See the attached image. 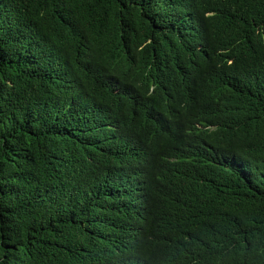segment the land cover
I'll use <instances>...</instances> for the list:
<instances>
[{
	"label": "trees",
	"instance_id": "1",
	"mask_svg": "<svg viewBox=\"0 0 264 264\" xmlns=\"http://www.w3.org/2000/svg\"><path fill=\"white\" fill-rule=\"evenodd\" d=\"M0 264H264V0H0Z\"/></svg>",
	"mask_w": 264,
	"mask_h": 264
}]
</instances>
